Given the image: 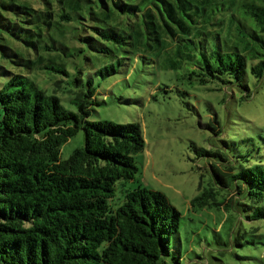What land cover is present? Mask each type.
I'll use <instances>...</instances> for the list:
<instances>
[{
	"label": "trees",
	"instance_id": "obj_1",
	"mask_svg": "<svg viewBox=\"0 0 264 264\" xmlns=\"http://www.w3.org/2000/svg\"><path fill=\"white\" fill-rule=\"evenodd\" d=\"M238 3L244 16L210 15V0L0 1V264H185L181 215L163 193L137 185L109 204L117 185L135 181L144 139L137 123L92 120L105 104L94 79L156 64L176 75L160 83L165 92L215 84L208 91L222 102L249 101L264 84V0ZM100 57L110 63L95 68ZM38 70L57 75L50 94L28 77ZM205 104L209 146L188 149L209 186L191 205L232 209L250 227L230 242L264 247V150L224 137ZM79 131L83 145L61 160ZM215 240L223 256L229 240Z\"/></svg>",
	"mask_w": 264,
	"mask_h": 264
},
{
	"label": "rangeland",
	"instance_id": "obj_2",
	"mask_svg": "<svg viewBox=\"0 0 264 264\" xmlns=\"http://www.w3.org/2000/svg\"><path fill=\"white\" fill-rule=\"evenodd\" d=\"M208 7L210 15L244 16L238 0H210ZM93 63L98 68L110 62L100 57ZM8 67L18 71L14 66ZM128 70L127 74L94 79L98 99L105 104L95 109L92 120L137 123L144 139V149L135 158L138 168L135 181L125 182L124 187L117 185L113 201L109 204L117 207L122 203L124 188L132 189L139 185L159 191L181 215L179 233L185 264H264V247L238 248L230 242L238 232L242 234L250 227L245 222L240 224L232 209L192 207L191 201L199 194L200 184L204 188L209 186V175L204 169L205 163L196 159L188 149L190 141L203 148L209 146L211 134L203 128L212 116L205 104L209 102L223 125L224 137L233 140L255 138L264 150V84L249 101L228 99L222 102L223 92L208 91L211 87L217 89L215 84L181 86L189 96L180 97L174 90L165 92L160 89V83L171 86L176 83L174 72L163 70L156 64L142 66L140 62H135ZM28 77L48 94L51 84L58 79L57 75L43 70L33 71ZM188 101L195 103V110L186 106ZM82 145L83 133L79 131L61 146L60 159L66 160ZM261 224L258 233L264 235V222ZM215 234L229 240L223 256L218 251L222 246L217 244ZM195 254L201 256L200 260L195 259ZM235 255L249 258L241 261Z\"/></svg>",
	"mask_w": 264,
	"mask_h": 264
}]
</instances>
